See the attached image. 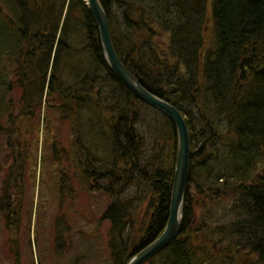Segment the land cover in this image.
Here are the masks:
<instances>
[{
	"label": "trees",
	"instance_id": "trees-1",
	"mask_svg": "<svg viewBox=\"0 0 264 264\" xmlns=\"http://www.w3.org/2000/svg\"><path fill=\"white\" fill-rule=\"evenodd\" d=\"M99 1L120 61L189 133L180 231L144 264H264V0ZM0 140L9 235L45 144L59 193L74 176L84 194L106 196L111 264L164 228L176 129L108 69L85 0H0ZM64 234L52 264H63Z\"/></svg>",
	"mask_w": 264,
	"mask_h": 264
},
{
	"label": "rangeland",
	"instance_id": "rangeland-1",
	"mask_svg": "<svg viewBox=\"0 0 264 264\" xmlns=\"http://www.w3.org/2000/svg\"><path fill=\"white\" fill-rule=\"evenodd\" d=\"M196 2L201 5L203 0ZM51 123L57 130V123L53 118ZM34 132L35 130L32 135L29 133L26 136L28 142L36 137L40 138L41 134ZM43 152L41 162H28L26 175L32 179L34 177L35 184L29 186L23 212L19 221L17 220L18 228L14 229L12 235L6 230L0 215V264H13L14 251L19 254V264L58 262L53 251L57 228L64 229L68 243L64 242L61 249L63 264H111L106 252L108 223H99L98 219L106 207V196L84 194L79 180L75 182L74 176L69 180L65 179L67 182L59 193L57 185L52 186L50 180L52 167L56 164H52L47 144L44 145ZM5 154L6 151L0 147V168L4 166L2 156L5 157Z\"/></svg>",
	"mask_w": 264,
	"mask_h": 264
},
{
	"label": "water",
	"instance_id": "water-1",
	"mask_svg": "<svg viewBox=\"0 0 264 264\" xmlns=\"http://www.w3.org/2000/svg\"><path fill=\"white\" fill-rule=\"evenodd\" d=\"M85 1L98 27L101 49L110 71L136 98L167 116L177 131V154L166 224L156 238L135 253L126 263L144 264L169 245L180 231L183 195L186 188L190 160L189 133L180 112L167 101L147 91L120 61L111 41L105 13L98 0Z\"/></svg>",
	"mask_w": 264,
	"mask_h": 264
},
{
	"label": "bare ground",
	"instance_id": "bare-ground-1",
	"mask_svg": "<svg viewBox=\"0 0 264 264\" xmlns=\"http://www.w3.org/2000/svg\"><path fill=\"white\" fill-rule=\"evenodd\" d=\"M86 2V1H85ZM98 2H99V4L101 5V3H100V1L98 0ZM87 4V3H86ZM194 4L195 5H198V3L196 2V0L194 1ZM88 6V5H87ZM101 7H102V5H101ZM102 9H103V7H102ZM103 11H104V9H103ZM104 13H105V11H104ZM105 16H106V14H105ZM106 19H107V17H106ZM107 23H108V21H107ZM108 28H109V25H108ZM111 37V36H110ZM112 41V40H111ZM104 57V56H103ZM105 60V59H104ZM105 63H106V60H105ZM106 65H107V63H106ZM108 67V66H107ZM109 69V68H108ZM110 70V69H109ZM114 75V74H113ZM115 76V75H114ZM116 77V76H115ZM117 78V77H116ZM118 79V78H117ZM119 81V80H118ZM120 82V81H119ZM121 83V82H120ZM140 83V82H139ZM141 84V83H140ZM138 99V98H137ZM139 100V99H138ZM139 101H141V100H139ZM142 102V101H141ZM143 103V102H142ZM145 104V103H144ZM152 108V107H151ZM156 110V109H155ZM156 111H158V110H156ZM159 112V111H158ZM161 113V112H160ZM181 114V113H180ZM182 115V114H181ZM167 117V116H166ZM183 117V116H182ZM168 118V117H167ZM169 119V118H168ZM170 120V119H169ZM173 124V123H172ZM175 127V126H174ZM176 129V128H175ZM177 132V131H176ZM190 153H191V149H190ZM190 156V155H189ZM183 205V204H182Z\"/></svg>",
	"mask_w": 264,
	"mask_h": 264
}]
</instances>
